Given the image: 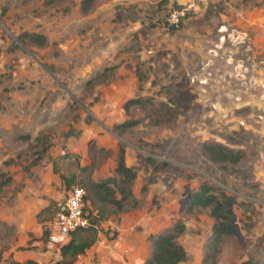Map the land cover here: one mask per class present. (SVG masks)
<instances>
[{"label": "rangeland", "instance_id": "obj_1", "mask_svg": "<svg viewBox=\"0 0 264 264\" xmlns=\"http://www.w3.org/2000/svg\"><path fill=\"white\" fill-rule=\"evenodd\" d=\"M184 1L93 0L82 12L81 0H0V264L63 259L71 235L60 244L50 222L73 186L85 193L89 225L75 236L87 245L64 260L145 264L151 237L180 222L178 264H203L214 220L191 205L202 183L225 207L232 199L239 232L206 264H264V0H193L171 28ZM205 142L242 156L213 162ZM119 144L134 177L115 211L85 182L118 181Z\"/></svg>", "mask_w": 264, "mask_h": 264}, {"label": "trees", "instance_id": "obj_2", "mask_svg": "<svg viewBox=\"0 0 264 264\" xmlns=\"http://www.w3.org/2000/svg\"><path fill=\"white\" fill-rule=\"evenodd\" d=\"M93 0H81L80 8L82 12H86L90 7ZM182 20L178 23V25ZM177 25V26H178ZM176 26V27H177ZM174 28V26H170ZM17 38L21 42L29 41L37 46L45 44V38L42 35L36 33L22 32ZM134 105H142V99L139 97L127 99L123 107L128 109ZM136 124L135 120H124L115 125V128L123 131ZM203 149L208 155L209 159L213 162H231L236 163L240 160L242 153L239 150H231L219 143L205 142ZM115 174L118 176V181H110L111 178H107L102 181H92L90 178L85 182V190L87 197H91L94 202L109 204L114 207L115 211L124 210V204H127L129 200H132L129 184L134 177V172L131 167L124 164V151L121 144L117 147L116 165L114 168ZM68 184V181L65 180ZM109 183L114 184V188L109 186ZM115 192L119 194V197H115ZM220 197L216 193L212 192V188L207 183H202L199 189L191 195V205H197L200 207H210V214L213 217V224L211 226L210 234L208 235L205 243V250L202 259V263L214 261L217 254L218 247L223 237L229 231V212L226 213V195L219 193ZM85 193L83 196V209L85 208ZM96 202V203H97ZM85 210V209H84ZM86 228V227H85ZM85 228H78L70 232V239L67 243L60 246V255L63 259L51 262L50 264H72V258L64 260V255L69 254L70 257H74L76 254L82 252L83 247L87 245V242L81 238H76L75 234L83 232ZM184 226L180 222L174 223L172 226L165 228L164 230L156 233L151 237L150 241V255L145 264H178L185 260V251L177 244L176 238L182 233ZM44 234H47L44 231ZM77 240V241H76ZM77 242V243H76ZM12 264H38L33 260H25L24 262L13 261Z\"/></svg>", "mask_w": 264, "mask_h": 264}, {"label": "built area", "instance_id": "obj_3", "mask_svg": "<svg viewBox=\"0 0 264 264\" xmlns=\"http://www.w3.org/2000/svg\"><path fill=\"white\" fill-rule=\"evenodd\" d=\"M193 9L194 1L185 0L181 8L168 13L166 17L167 24L176 27L186 17V14ZM83 196V188L73 186L66 192L64 199L56 205L50 223L57 240L61 241L60 244L69 237L71 231L89 225L86 212L83 209ZM51 239L54 241L53 238Z\"/></svg>", "mask_w": 264, "mask_h": 264}, {"label": "water", "instance_id": "obj_4", "mask_svg": "<svg viewBox=\"0 0 264 264\" xmlns=\"http://www.w3.org/2000/svg\"><path fill=\"white\" fill-rule=\"evenodd\" d=\"M185 190H186L185 199H187V197H188L187 188H185ZM231 204H232V199H229V202L227 203V205L225 207V210H224L226 213L229 212ZM234 220H235L234 215H231L230 218H229V231L232 233L233 229H234V231H235L234 234L238 235L239 232L237 230V226H236Z\"/></svg>", "mask_w": 264, "mask_h": 264}, {"label": "crops", "instance_id": "obj_5", "mask_svg": "<svg viewBox=\"0 0 264 264\" xmlns=\"http://www.w3.org/2000/svg\"><path fill=\"white\" fill-rule=\"evenodd\" d=\"M48 239H49V237H48ZM47 242L49 243V245H51L50 241H47ZM26 260H31V258H27Z\"/></svg>", "mask_w": 264, "mask_h": 264}]
</instances>
